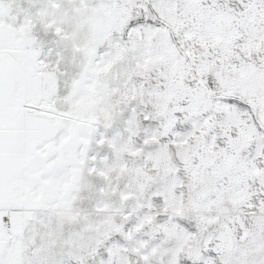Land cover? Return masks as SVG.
Wrapping results in <instances>:
<instances>
[{
    "label": "snow or ice",
    "instance_id": "obj_1",
    "mask_svg": "<svg viewBox=\"0 0 264 264\" xmlns=\"http://www.w3.org/2000/svg\"><path fill=\"white\" fill-rule=\"evenodd\" d=\"M0 264H264V0H0Z\"/></svg>",
    "mask_w": 264,
    "mask_h": 264
}]
</instances>
